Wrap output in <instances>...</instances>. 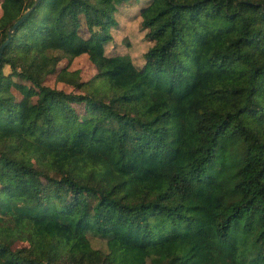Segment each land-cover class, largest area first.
<instances>
[{
    "label": "trees",
    "instance_id": "obj_1",
    "mask_svg": "<svg viewBox=\"0 0 264 264\" xmlns=\"http://www.w3.org/2000/svg\"><path fill=\"white\" fill-rule=\"evenodd\" d=\"M123 1L37 0L3 47L0 264H71L47 254L62 224L70 249L103 252L96 264H264V0H143L149 44L140 64L124 56L141 90L115 82L121 54L105 51ZM32 2L0 0V42ZM81 53L88 79L68 62ZM188 110L200 113L189 177L151 190L135 163L179 150ZM70 129L83 150L61 170L48 158Z\"/></svg>",
    "mask_w": 264,
    "mask_h": 264
},
{
    "label": "rangeland",
    "instance_id": "obj_2",
    "mask_svg": "<svg viewBox=\"0 0 264 264\" xmlns=\"http://www.w3.org/2000/svg\"><path fill=\"white\" fill-rule=\"evenodd\" d=\"M143 0H125L116 2V23L110 27L111 38L105 43V51L107 53H118V59L112 67V78L115 82L123 87H130L134 90H141L142 84L136 77L134 69L128 59L124 57L129 55L135 64H140L142 61V52L149 44V41L144 37L143 30L140 28L137 10ZM48 62V56L43 58L42 64ZM67 62L66 57H62L57 65ZM70 67L78 68L80 76L88 79L96 72V67L89 59L86 53H81L70 58ZM4 70H8V65L4 66ZM46 81L50 84L60 85V82L55 81L54 73H48ZM13 91L17 96L19 91L14 88ZM155 110L160 113L159 121L166 122L168 116V106L160 103L155 107ZM200 118V113L197 110H188L185 118L186 130L182 139V144L179 150L162 145V165L155 167L150 159V156L145 152L135 163L134 169L137 175L141 178L149 179V187L151 190L163 189L167 186L169 176L172 172H176L186 178L189 177L187 169L188 161L193 157L194 152L192 146L197 143L199 132L197 123ZM83 150V145L75 135L73 129L68 130V138L64 145L55 148L49 154L48 162L58 166L61 170L69 169L68 158L71 154ZM7 231L0 228V240L7 236ZM73 237V232L69 226L62 224L56 233L46 242L47 254L51 260L67 257L71 264H96L98 263L103 252L99 249L81 251L70 249L69 242ZM94 246H99L96 242Z\"/></svg>",
    "mask_w": 264,
    "mask_h": 264
},
{
    "label": "water",
    "instance_id": "obj_3",
    "mask_svg": "<svg viewBox=\"0 0 264 264\" xmlns=\"http://www.w3.org/2000/svg\"><path fill=\"white\" fill-rule=\"evenodd\" d=\"M37 2V0H33L32 4L30 6H28L27 8H25L23 10V12L8 26L7 28V35L6 37L0 42V57L2 54V50L3 47L5 45V43L7 42L9 35L12 31V29L24 18V16L27 14V12L29 11V9Z\"/></svg>",
    "mask_w": 264,
    "mask_h": 264
}]
</instances>
